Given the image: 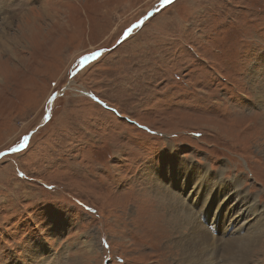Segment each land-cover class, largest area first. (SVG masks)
<instances>
[{
    "label": "rangeland",
    "instance_id": "374dc122",
    "mask_svg": "<svg viewBox=\"0 0 264 264\" xmlns=\"http://www.w3.org/2000/svg\"><path fill=\"white\" fill-rule=\"evenodd\" d=\"M205 173L264 264V0H0V264H184Z\"/></svg>",
    "mask_w": 264,
    "mask_h": 264
},
{
    "label": "bare ground",
    "instance_id": "6f19581e",
    "mask_svg": "<svg viewBox=\"0 0 264 264\" xmlns=\"http://www.w3.org/2000/svg\"><path fill=\"white\" fill-rule=\"evenodd\" d=\"M194 176L195 175H191L190 178ZM208 176L209 173L207 174L205 173V176L204 177L202 176L203 178L200 179L198 177L194 182L196 183L197 186L195 189V193L191 194L192 196H190L191 203L190 204L181 203V208H179L178 210H173L172 212L173 225L178 233H180L182 229L185 228V226H187L188 224L191 225L188 230L192 231L189 233V235L185 236L186 238L181 236L182 238L181 242H177L176 244H174V246L177 247V250L179 251L180 254L179 263L184 262V264H250L251 263L250 257L252 254L255 253V249L257 248L259 239L262 236V233L259 231V229H261V226L263 225L262 213L253 222L251 221L246 222V219H244L245 217H241L238 215L234 219V222L237 220L238 223H242V221L243 223L239 228H236L235 231L229 233L228 237L225 239L226 240L225 245L221 246V242L218 239L216 240V238L213 236V233L210 230L213 229L214 225H212V228L206 227L205 225L207 223V216L210 213V209H211L209 200L213 198V196L215 195V191L217 189H215L214 186L212 188L214 192H211V194H209L211 190L209 189L206 192L205 198H202L201 196L203 194L202 191L204 190L206 184L210 182L213 183L216 180L225 181L223 180L225 176L217 175L216 176L217 179H214L213 181L208 180ZM231 180H232L231 182L237 184L236 186L232 187L233 188L232 191H234L238 187L239 188L241 187L240 179L233 178ZM224 184L222 183L220 188H218L217 190V194H220L221 199L213 209V211H216L215 215L218 216V218L220 217V215H217L218 212H220L221 215L222 213L224 214V212H222V209L220 208L222 207L221 201L227 196H230V194L232 193H233L232 196H234L235 201L238 200L240 206H247L249 203L252 202V201H246L249 198L248 197L249 193L246 192L244 194H238L232 191L228 193L229 191L226 188V186L229 184V182H227V184L226 183ZM212 186L213 185H211L210 187ZM192 204L196 205L197 209L195 208V210H193ZM251 205L256 207V210L253 213L256 214L258 213V210H261V206L259 205L258 202ZM250 206L248 207L250 208ZM230 207H228V211H225V215L231 214V217L236 216L237 215L235 214L236 209L231 210ZM206 210H208V213L205 212ZM196 211L201 212L200 216L201 218H203V221L201 220V218L197 216L198 213ZM204 212L206 213V216H202ZM192 213H194V215H192ZM215 215L213 217L212 224L214 223ZM250 215H253L251 213V210H249L248 212L247 219H252ZM225 230H227V228H225ZM225 230L222 231L223 235L227 234ZM243 231H245V233L242 235ZM235 232L238 233L234 234Z\"/></svg>",
    "mask_w": 264,
    "mask_h": 264
},
{
    "label": "water",
    "instance_id": "95a60500",
    "mask_svg": "<svg viewBox=\"0 0 264 264\" xmlns=\"http://www.w3.org/2000/svg\"><path fill=\"white\" fill-rule=\"evenodd\" d=\"M172 1V0H169V2ZM151 15V12H149L147 14V17L145 18H141L140 20H138L137 22H135L134 24H132L128 30L126 31V33L123 35L122 39H124L128 33L134 29H136L137 27L141 26V24H143L148 18L149 16ZM109 50V49H108ZM106 49H97L93 52H91L90 56H88L83 62H82V67L86 66L87 64L93 62L94 60H96L98 57H100L103 53H105L106 51H108Z\"/></svg>",
    "mask_w": 264,
    "mask_h": 264
},
{
    "label": "flooded vegetation",
    "instance_id": "af4514ba",
    "mask_svg": "<svg viewBox=\"0 0 264 264\" xmlns=\"http://www.w3.org/2000/svg\"><path fill=\"white\" fill-rule=\"evenodd\" d=\"M99 49H101V48H99ZM97 50V49H96ZM107 52V51H106Z\"/></svg>",
    "mask_w": 264,
    "mask_h": 264
},
{
    "label": "snow or ice",
    "instance_id": "6c2138e0",
    "mask_svg": "<svg viewBox=\"0 0 264 264\" xmlns=\"http://www.w3.org/2000/svg\"><path fill=\"white\" fill-rule=\"evenodd\" d=\"M25 139H27V138H25Z\"/></svg>",
    "mask_w": 264,
    "mask_h": 264
}]
</instances>
